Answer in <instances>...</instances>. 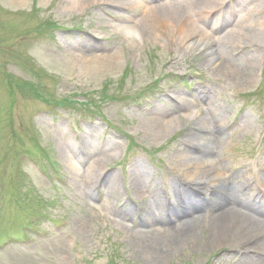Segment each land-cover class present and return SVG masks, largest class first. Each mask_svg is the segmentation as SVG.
<instances>
[{"label": "rangeland", "instance_id": "rangeland-1", "mask_svg": "<svg viewBox=\"0 0 264 264\" xmlns=\"http://www.w3.org/2000/svg\"><path fill=\"white\" fill-rule=\"evenodd\" d=\"M74 1L0 0V264H238L241 255L232 247L256 232L241 236L233 230L215 241L213 229L196 230L184 239V244L153 257L129 242L128 231L118 223L124 214H117L115 208L123 203L130 207L155 204L151 186L134 191L131 185L130 175L143 169L151 173L160 192L164 186L159 171L168 179L166 187L170 183L171 189L175 188L171 174L168 176L170 166L189 182L185 166L178 162V145L187 133L185 126L191 129L199 119L215 118L218 125L213 124L210 132L219 135L224 131L216 140L222 144H212L231 164L228 169L222 164L215 167L220 181L232 170L241 171L244 182L259 175L257 162L264 167V36L252 40L241 25L235 27L241 38L236 46L224 44L222 52L235 61L245 52L238 47L248 44L249 53L237 62L253 57L256 67L252 72L236 67L228 73L210 62V52L215 41L224 38L218 32L231 23L233 15L226 17L224 26L220 16L214 27L189 12L196 18L194 28H198L195 34L199 36L195 37L184 36L179 25L161 29L156 25L149 34L139 33L134 21H122L130 12L134 14L132 20H144L143 10L103 2L88 7L92 1ZM242 1H238L239 7ZM150 2L144 6L150 7ZM261 5L257 10L264 17ZM255 11L251 8L244 13L248 23L261 15L256 17ZM120 20L125 25L120 26ZM48 21L55 22L58 29L49 33L44 29ZM127 26H132L135 34H127L123 29ZM81 37L93 43L91 50L86 44L87 49L78 46ZM196 37L206 38L208 43L191 51ZM33 38L39 42L27 47ZM251 43L257 45L250 47ZM201 46L206 49L196 50ZM93 60L101 61L96 70L90 64ZM116 61H120L118 66ZM196 71H204L208 77L212 101L199 106L198 118L185 119L186 112L169 106L165 94L184 92L182 97L190 105L187 112H195L191 105L193 86L198 82H186L180 76H191ZM203 91L200 89V94ZM146 97L162 105L165 113L156 117L136 113L140 110L137 105H151ZM63 100L64 106L55 107ZM170 117L176 119L177 126L167 121ZM73 128L83 137L82 145L73 139ZM79 137L76 141L82 140ZM101 145L109 150L100 154L96 150H102ZM73 148L85 156L77 157L71 153ZM46 152L55 167L48 164V159L36 156ZM25 153L36 157L44 172L36 171L24 158ZM96 161L102 169L94 177V189L86 191L88 176L84 167ZM75 166L80 170L77 173ZM105 173H110L119 190L114 206L104 202L107 192L100 183L107 180ZM55 174L64 181L54 179ZM160 235L155 233L153 237ZM7 238L9 241L2 243ZM243 253L241 258L245 260L255 256L247 250Z\"/></svg>", "mask_w": 264, "mask_h": 264}, {"label": "bare ground", "instance_id": "bare-ground-1", "mask_svg": "<svg viewBox=\"0 0 264 264\" xmlns=\"http://www.w3.org/2000/svg\"><path fill=\"white\" fill-rule=\"evenodd\" d=\"M74 2H78L77 4H79V2H90L86 5L88 7L100 5L101 2L106 5L111 3L114 6L122 8H132L133 6L134 10H143L145 14L144 20H132L134 21L133 24L138 25L135 28L138 29V32L140 31L139 33L144 31V33L152 34L157 28L156 25L159 26V29L179 25L180 33H184V36L195 37V35H198L195 34L198 33V28H194L197 26L196 18L190 16L189 9L194 11V13L202 19L203 14L207 12V10L214 6H219L222 0L166 1L160 5L149 7L147 10H145L144 6L137 0H75ZM211 4L215 5L210 7L209 5ZM244 18L245 17H242L240 23L241 28L243 27L247 31L246 36L252 40H260L264 36V17L261 15L249 23ZM128 19L129 17H125V21H128ZM123 29H127V34H132L131 32L135 34L132 26H127ZM240 38L241 32L238 31L237 28L227 30L226 33H224V40L221 39L216 45L213 44L214 47L210 52V62H213V64L216 65V68H224L228 73L236 67H239L236 68V70L239 69L243 72L248 70L249 72H252L256 67V62H254L253 57H247V59L243 61H233L231 63L229 62L230 59L222 52V50L226 48V45L224 44L233 43L236 46V40H239ZM207 43L208 41L206 38L196 37L193 39L190 48L192 50L193 47H196L199 44ZM98 57L106 59L107 56ZM119 62H115L117 66L119 65ZM98 63L101 64V61H90V64H93V67L95 66L94 70H96ZM238 63L240 66H238ZM90 64L88 66H90ZM203 98V100H207L206 105L211 104L212 100H209L207 95ZM184 100L185 99L180 95L178 98L179 103L176 104L177 107L175 110H183L184 112L190 110V106ZM173 104L174 103H170V105ZM191 107H194L195 112H186L184 115L185 119L198 118L197 111L200 107L196 103ZM157 110H159L161 114L165 113L162 109H156V112ZM175 120V118L170 117L167 121L173 122V125H175ZM212 120L213 121L199 119L197 123H192V125L195 126V129H186V136L183 141H181L183 146L178 151V162H180L179 164L181 166H185L184 171L186 175L191 177L194 183H197L200 187L205 183L213 185L214 192L211 199H202L199 191L194 190L193 192L191 190L192 188L188 185L184 190L186 193H183L187 202L184 204L178 202L169 205L173 207L171 208V216H168L164 209L166 205L165 199L162 198L163 196L158 190L157 185H155L152 179L146 183L145 177L149 176L146 175L145 172H136L134 175H130L132 176L131 185L134 187L135 191L139 190V187L149 188L151 186L157 199L155 205L156 210L152 213L149 209L143 210L140 218L137 217L136 210L129 205H123L121 207L117 205L118 207H114L116 212L124 214L123 218L126 221L123 222L120 220L118 223L125 226L124 228L128 231L127 236L129 242L134 244L135 248L141 250L142 253L144 252L153 257L156 255L163 256V253L176 249L181 243L184 244V239L196 230L203 231L206 228L213 229L217 234L214 238L215 241L226 238V232L231 233L233 230L241 236L256 232L257 234H254L253 238L252 236L250 237L252 240L249 247L256 252L261 253V255H255L254 258L250 260H245L240 257L238 264H264V206L258 205L253 197V195L258 197L260 192L256 186H244L245 182L243 180L245 179V175L241 171L232 170L231 175L229 176L230 179L227 181L223 179L220 181L216 177L215 167H217V164H222L227 169L230 168L231 164L229 165L226 159L219 155L217 145L215 149L212 147V144L215 146V142L222 144L221 140H216H219V136H222L224 133V131H222L219 135H215L213 132H210L212 125H218L217 123L219 122V120L215 118ZM175 126H177V124ZM96 151L106 153L107 149H97ZM100 166L101 165L96 161L92 163V165L84 167L85 169L87 168L88 176L85 186L86 191L88 189L90 191L94 189L93 187L96 183L95 179L100 175L99 171L102 169ZM75 170L76 173L80 171L78 167H76ZM144 183H146V185ZM100 186H103L105 192H107L104 202L106 201L113 206L116 205L117 198L120 194L112 178L109 180H101ZM141 190L142 188L140 191ZM203 209L209 210L210 213H203ZM255 213H258V215L255 216ZM82 227L86 228L85 224L82 225ZM159 232H161L159 238L153 237L155 233L158 234ZM250 238L245 239L243 242H246ZM242 257L244 256L242 255Z\"/></svg>", "mask_w": 264, "mask_h": 264}]
</instances>
